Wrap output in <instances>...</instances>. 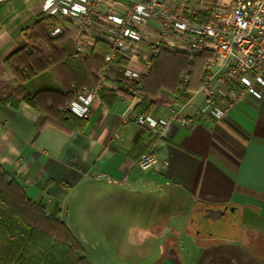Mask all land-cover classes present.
<instances>
[{
  "label": "crops",
  "instance_id": "0c3cea01",
  "mask_svg": "<svg viewBox=\"0 0 264 264\" xmlns=\"http://www.w3.org/2000/svg\"><path fill=\"white\" fill-rule=\"evenodd\" d=\"M41 15L47 16L41 0L0 2V164L16 173L29 199L43 201L50 212L60 210L59 217L93 264H117L114 249L117 259L129 264H264V95H245L218 119L198 113L205 103L199 89L185 96L180 89L159 85L146 93L143 89L142 100L121 96L109 104L102 97L80 128L40 126L39 110L25 101L14 108L9 101L16 82L5 58L33 47L25 33ZM66 32L74 42L73 32ZM37 47L48 52L43 44ZM73 84L52 69L26 83L32 93L66 92ZM144 97L153 102L148 114L165 118L175 111L191 124L182 125L178 118L163 134L153 133L136 120ZM145 152L157 156L154 169H141L139 158ZM126 197L139 198H131L137 204L149 198L139 212L127 208L131 214L125 219L131 221L119 217L118 205ZM91 199L101 207H92ZM167 205L181 221L178 225L164 223L166 214L149 219L152 211ZM231 208L240 213V221L230 223L233 233L189 231L193 214L209 218L211 209L226 214ZM153 226L164 238L139 255L136 246L148 242Z\"/></svg>",
  "mask_w": 264,
  "mask_h": 264
},
{
  "label": "built area",
  "instance_id": "2783aa9c",
  "mask_svg": "<svg viewBox=\"0 0 264 264\" xmlns=\"http://www.w3.org/2000/svg\"><path fill=\"white\" fill-rule=\"evenodd\" d=\"M41 9L60 18L50 27L51 35L73 32L76 54L90 56L98 41L106 45L97 83L73 84V97L64 107L81 118L92 115L105 88L142 100L145 78L162 50L191 59L212 53L200 89L205 103L198 113L220 119L245 95H264V0H41ZM122 60L137 63L139 70ZM188 82L185 73L180 91L187 92ZM178 118L182 125L191 124L175 111L165 118L138 114L136 120L159 135ZM158 162L152 152L139 158L143 170Z\"/></svg>",
  "mask_w": 264,
  "mask_h": 264
},
{
  "label": "trees",
  "instance_id": "16d2710c",
  "mask_svg": "<svg viewBox=\"0 0 264 264\" xmlns=\"http://www.w3.org/2000/svg\"><path fill=\"white\" fill-rule=\"evenodd\" d=\"M57 23H60L59 17L41 15L25 33L33 47L18 49L5 58L16 82L8 99L14 108L25 101L39 110L42 117L40 126L50 123L72 130L82 127L85 121L64 109L73 97L71 90L43 89L32 93L26 83L52 69L60 79L63 75L69 82L95 85L106 48L98 41L90 56L76 54L72 37L66 31L55 36L50 34L49 28ZM38 44L46 46L48 52L38 48ZM211 57L208 51L194 59L177 51H160L153 59L151 73L145 78L144 93L148 88L150 91L152 86L158 88L159 85L179 90L185 73L189 79L186 90L200 89ZM122 63L139 70L133 61L122 60ZM125 95L119 89L102 93L109 104ZM187 95L188 92L185 93ZM152 104L144 97L137 111L148 114ZM59 214V209L50 212L43 201H31L19 185L16 173H10L0 164V264H93L84 244Z\"/></svg>",
  "mask_w": 264,
  "mask_h": 264
},
{
  "label": "rangeland",
  "instance_id": "374dc122",
  "mask_svg": "<svg viewBox=\"0 0 264 264\" xmlns=\"http://www.w3.org/2000/svg\"><path fill=\"white\" fill-rule=\"evenodd\" d=\"M58 24V23H57ZM71 40V39H70ZM72 42V40H71ZM197 92V90L195 91ZM199 92H200V89H199ZM197 99H200V97H198ZM134 200L136 201L137 197H126V200L124 201V203H118L119 205V217L121 216V221L122 220H129L131 221V219H125L126 217H128V215H130L131 213H134V212H139L141 211L144 207L142 205V201L144 202V204L147 203V201H149L148 199L149 198H143V200H140V203H133V201L131 200ZM161 200L162 198H165L164 201L167 202V198L164 196V195H160ZM88 203L96 208L97 206L100 205L101 207V204H99V202L97 201H93V199H91L90 201H88ZM168 204V202H167ZM89 205V206H90ZM106 206V205H105ZM127 208H131V213L130 214H127ZM233 208H231L230 210H228V212L223 215L222 217L219 218V220H213L211 218H205V217H202L201 214H193V218L194 220L190 223V228H189V231L192 232V234H195V232H202L204 234H226V232L228 233H233L234 230H230L229 227H230V223L233 222V221H240V213L239 212H236V211H232ZM163 210H166L163 212ZM163 212V213H162ZM92 213V215L94 216V211L90 212ZM97 215H99L100 213H95ZM160 214H166L165 218H164V223H168L169 221V225L173 226V224L175 225H178L179 222V218H175L174 216V212L173 211H170V208L169 206H165V208H163L162 210H159V212H151L150 213V216H149V219H153L154 217H157L158 215ZM69 216H73L71 213L69 214ZM74 218V216H73ZM75 219V218H74ZM76 220V219H75ZM167 224V225H168ZM258 224H260L258 222ZM157 228L156 227H150L149 228V232H150V237H149V240L147 243H145V245H139V246H136V250L139 251V255L142 251H145V249L147 247H155L156 248V245H157V241H161L164 237L162 235V233H158V234H155V230ZM164 231V230H163ZM162 231V232H163ZM168 235V234H167ZM104 247H106L107 249L110 248V245H103ZM127 246V245H126ZM125 246V247H126ZM111 255L113 257H115V262L117 264H129V261L128 260H123V259H117V255L118 254V250L117 249H114V252L111 251ZM136 254V253H134ZM132 262V261H131ZM147 261L143 260V261H138L137 264H146Z\"/></svg>",
  "mask_w": 264,
  "mask_h": 264
},
{
  "label": "water",
  "instance_id": "95a60500",
  "mask_svg": "<svg viewBox=\"0 0 264 264\" xmlns=\"http://www.w3.org/2000/svg\"><path fill=\"white\" fill-rule=\"evenodd\" d=\"M233 210V209H232ZM225 214L224 210H220V209H211L208 213L207 216L213 220L218 219L219 217H221L222 215Z\"/></svg>",
  "mask_w": 264,
  "mask_h": 264
}]
</instances>
